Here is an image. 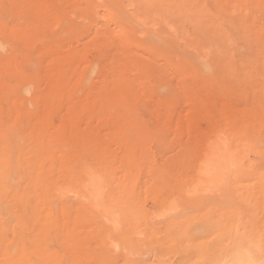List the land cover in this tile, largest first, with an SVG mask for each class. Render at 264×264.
<instances>
[{
  "label": "rangeland",
  "instance_id": "obj_1",
  "mask_svg": "<svg viewBox=\"0 0 264 264\" xmlns=\"http://www.w3.org/2000/svg\"><path fill=\"white\" fill-rule=\"evenodd\" d=\"M0 118V264L264 262V0H0Z\"/></svg>",
  "mask_w": 264,
  "mask_h": 264
},
{
  "label": "bare ground",
  "instance_id": "obj_2",
  "mask_svg": "<svg viewBox=\"0 0 264 264\" xmlns=\"http://www.w3.org/2000/svg\"><path fill=\"white\" fill-rule=\"evenodd\" d=\"M201 150H202V153L199 155V157L196 158V160L191 165V167L193 168V169L191 168L192 169L191 171H193V176H194L193 179H196V177L199 176L200 179L198 180L201 181L199 182L200 183L203 182V184H205L206 187H208L207 185H210L213 188H218V186L221 185L223 180L225 179L226 174L231 172V170H233L234 168L233 167L234 165L232 162L233 160L232 159H231L232 161L230 160L231 157L230 158L225 157L223 155L224 152L223 153L222 152H211L210 146L208 145ZM249 253H250V250H249ZM223 264H237V263L228 261L227 263L224 262ZM251 264H264V262L262 261L251 262Z\"/></svg>",
  "mask_w": 264,
  "mask_h": 264
}]
</instances>
